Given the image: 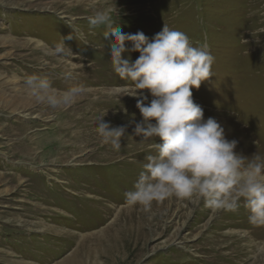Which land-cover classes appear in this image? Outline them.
I'll return each mask as SVG.
<instances>
[{
  "label": "rangeland",
  "instance_id": "374dc122",
  "mask_svg": "<svg viewBox=\"0 0 264 264\" xmlns=\"http://www.w3.org/2000/svg\"><path fill=\"white\" fill-rule=\"evenodd\" d=\"M96 10L124 33L151 39L167 26L206 46L212 77L192 89L194 102L247 162L264 159V0H0V264H264V225L243 200L231 212L168 198L145 212L125 199L143 165L95 167L91 148H69L123 106L141 119L139 96H118L132 85L113 71L108 27L89 24ZM30 75L79 93L69 105L39 103ZM145 146L128 159L147 163L154 141Z\"/></svg>",
  "mask_w": 264,
  "mask_h": 264
},
{
  "label": "clouds",
  "instance_id": "9594fccd",
  "mask_svg": "<svg viewBox=\"0 0 264 264\" xmlns=\"http://www.w3.org/2000/svg\"><path fill=\"white\" fill-rule=\"evenodd\" d=\"M88 20L93 27H108L113 71L132 85L118 96H139L136 107L141 119L134 132L142 140L154 141L155 154L146 157L143 171L125 193L127 204L151 212L154 202L176 198L235 212L243 200L249 221L264 225V159L256 156L246 162L247 157L234 151L238 141L226 139L224 127L213 117L205 119L203 108L193 100L192 89L212 77L214 57L206 46H193L184 32L167 26L151 39L142 31L124 33L102 10ZM63 50L55 48L56 53ZM132 52L139 53L134 61ZM23 83L29 96L53 108L73 103L79 93L72 89L58 94L47 78L37 75ZM143 90L152 97L148 103ZM102 118L98 134L103 143L119 150L126 126L112 127Z\"/></svg>",
  "mask_w": 264,
  "mask_h": 264
},
{
  "label": "bare ground",
  "instance_id": "6f19581e",
  "mask_svg": "<svg viewBox=\"0 0 264 264\" xmlns=\"http://www.w3.org/2000/svg\"><path fill=\"white\" fill-rule=\"evenodd\" d=\"M123 98H125V97H123ZM129 101H130V99H129ZM107 104H109L110 106L112 105V103L111 104L107 103ZM123 105L121 104V106H119V107L121 108ZM78 107L80 108V106H78ZM124 107L125 106L122 107L124 110L122 114L116 115L113 113L114 116H112L111 118H110L111 114H109L110 115L109 118L107 120H104V122L109 123L110 126H112V127L123 126V123L125 121H129V124L126 125L125 136L121 139V148L119 150L114 149L110 144L103 143L102 138L98 134V130H96L92 134H89L86 132L85 133L81 132L82 134L80 136L76 137V142L81 141L82 143H84V146L78 147L77 143H76V145L73 144L74 146L72 145L69 148H71V150L74 152H80L85 148H91L90 150H88L89 153H86L87 154L86 158L91 159V161L93 162L92 164L95 165V167H97L96 164L98 166H100V165L107 166V165H112L114 163H118V165L116 167H117V169L121 170L125 167V165H128V164H129L128 166H130V169L132 168L133 165L135 166V164L137 165L136 167H138V165H144V163H139V162H137V160L128 159L130 157L136 156L140 152H143L142 150L137 149L138 145H144V147H146L145 145L147 142H149V140H142L141 136H138L135 134L134 127H135L136 122L133 119L134 113L132 111L128 112L127 110L124 109ZM246 134H247V132H246ZM77 139H79V140H77ZM137 140L140 142H138ZM148 150L149 149H146L145 152L150 151V150L149 151ZM256 156H258V155H256ZM138 170H140V169H138ZM125 171L127 172V169ZM141 171H143V170L141 169ZM91 172L88 171L87 173L82 174L80 177H82V178L88 177L91 174ZM71 180H74L73 181V183H74V182H78L76 180H79V178H72ZM134 182L132 181V184L130 185L131 187H133ZM81 197L84 198L86 201H89V199H90V196H88V197L87 196H81ZM110 211H111V207L107 208L105 215H108L110 213Z\"/></svg>",
  "mask_w": 264,
  "mask_h": 264
}]
</instances>
